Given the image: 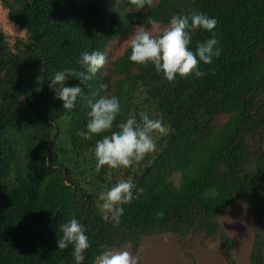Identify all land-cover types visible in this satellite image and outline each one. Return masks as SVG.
I'll return each instance as SVG.
<instances>
[{"label":"trees","instance_id":"1","mask_svg":"<svg viewBox=\"0 0 264 264\" xmlns=\"http://www.w3.org/2000/svg\"><path fill=\"white\" fill-rule=\"evenodd\" d=\"M1 5L27 40L11 46L0 27V264H76L73 246L57 244L60 225L71 218L84 225L91 245L83 264H95L104 245L135 248L161 234L186 248L219 237L227 264H239L219 221L239 202L253 210L249 264H264V0H154L142 10L130 0ZM192 11L218 21L213 32L192 33V51L213 35L219 41L221 55L199 64L203 77L177 74L169 82L150 62L130 61L129 45L86 85L68 78L66 86L83 89L71 111L49 86L57 71H86L83 53L106 54L137 26L150 30V17L167 26ZM102 96L118 97L121 114L111 130L86 140L77 133L87 131L90 104ZM142 111L162 118L168 131L133 176L137 187L117 226L103 219L99 195L111 182L100 183L105 173L96 171L95 143ZM20 141L28 146V169L9 182L6 169L18 165Z\"/></svg>","mask_w":264,"mask_h":264},{"label":"clouds","instance_id":"2","mask_svg":"<svg viewBox=\"0 0 264 264\" xmlns=\"http://www.w3.org/2000/svg\"><path fill=\"white\" fill-rule=\"evenodd\" d=\"M130 3L137 10H142L145 6H153L154 0H130ZM148 22L158 34L154 35L153 31L137 26L136 32L130 37L129 59L141 65L150 62L156 72L163 73L169 82H174L177 74L182 78L192 74L197 78L203 77L205 73L199 68L200 62L211 64L213 57L221 55L219 41L215 35L203 42L197 41L195 51L189 48L192 33L197 29L213 32L218 24L216 18L192 11L190 14L173 16L162 30L155 19L150 17ZM107 61L105 53L85 52L81 63L86 71L77 72L72 68H66L54 74L49 86L55 90L56 98L63 101L66 110L74 109L77 98L83 95V89L79 85L66 86L68 78L74 77L86 85L105 67ZM101 88L106 90L108 85L102 84ZM90 108L87 131L77 133L86 140L92 139L94 134L111 130L117 116L121 114V103L116 96H102L90 104ZM139 117V120L134 115L128 117L126 122L117 125V131H112L110 135H104L102 139L96 141L97 172L105 165L111 169L131 168L146 155L157 150L156 135L167 134V127L161 119H150L143 111L139 113ZM136 187L129 177L119 180L110 189L100 193L99 199L103 202L101 209L105 221L119 225L124 212L122 205L131 203ZM139 191L142 193L143 189ZM163 215L162 211L157 213L158 218H163ZM59 230L62 235L57 240L58 249L73 246L76 264H83L85 259L83 253L91 246L84 225L79 220L71 218L61 224ZM130 247L131 245H128L125 249L116 250L104 245L101 254L96 257V264H140V256L129 251Z\"/></svg>","mask_w":264,"mask_h":264},{"label":"rangeland","instance_id":"3","mask_svg":"<svg viewBox=\"0 0 264 264\" xmlns=\"http://www.w3.org/2000/svg\"><path fill=\"white\" fill-rule=\"evenodd\" d=\"M159 25L161 30L166 27L164 24ZM0 27L11 46H13L16 41L23 42L27 40L26 32L19 29V27L10 20L7 9H4L1 5V0ZM148 31H153V29L151 28ZM153 34L155 35L158 33L153 31ZM132 35H130V37ZM130 37L115 43V46H112L107 51L106 55L110 62L116 60L124 53L126 48L130 45ZM153 118L161 119L168 129L166 122L162 118ZM222 119H227V116H224ZM158 135L159 134H157L156 137ZM27 148V144L23 141L16 144L18 165L16 166L13 163L8 165L5 173V179L7 181L15 182L18 178L25 175L28 169L26 158ZM145 164L146 156L131 168L121 167L119 169H111L105 165L103 166L105 176L100 180V183L109 179L111 183L108 185V190L121 179H128L129 177L132 179L137 172L145 167ZM176 182H178V176L176 177ZM102 203L103 202H101V205ZM219 221L224 231L234 240L233 248L230 251L233 259L239 264H249V256L254 238L252 229V208L243 202H239L235 206L225 208L219 217ZM178 240V237L173 234L148 236L142 239L138 247H130L128 250L134 255L138 254L140 256V264H227L224 257L226 246L219 237H212L204 243H194L189 248L180 245Z\"/></svg>","mask_w":264,"mask_h":264}]
</instances>
